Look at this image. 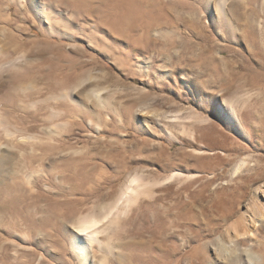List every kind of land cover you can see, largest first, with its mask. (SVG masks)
Returning a JSON list of instances; mask_svg holds the SVG:
<instances>
[{
	"label": "rangeland",
	"instance_id": "1",
	"mask_svg": "<svg viewBox=\"0 0 264 264\" xmlns=\"http://www.w3.org/2000/svg\"><path fill=\"white\" fill-rule=\"evenodd\" d=\"M124 1L0 0V264H214L264 204V0Z\"/></svg>",
	"mask_w": 264,
	"mask_h": 264
},
{
	"label": "bare ground",
	"instance_id": "2",
	"mask_svg": "<svg viewBox=\"0 0 264 264\" xmlns=\"http://www.w3.org/2000/svg\"><path fill=\"white\" fill-rule=\"evenodd\" d=\"M74 1H75L74 12L77 13L80 10L86 9V7L90 8L91 2H93L94 0H74ZM98 2L103 3V0H98ZM124 2H125L124 5H123V3H120V4H122L121 6H123L122 9H124V7H126V10L124 9L125 12H122L123 13L122 14L121 11H118L121 13V14L119 13L120 18L118 17L119 20L116 19L117 20V21L115 20L116 23L114 22L112 24L116 28H122L123 30L124 29L125 30H133L135 27L134 25H135L137 18L144 20V21L143 20L142 21L144 22L143 26L146 28L145 29L146 32H147V20L149 22L148 30L153 29V27L159 28L160 26L163 25L162 22H160V19H158L159 20L158 22H157V19H155L151 16H150V18L147 19V14L153 13L150 11V10H152L150 0H126ZM118 5H117V7H118ZM119 7H120V5H119ZM96 8L99 10V7H96ZM96 8H93V15L96 14L97 16L102 18L101 14L96 13L98 11ZM112 8L114 9V7H112ZM113 9H111V10H113ZM115 12L116 11H113L114 15L117 14V12H116V14H115ZM145 45L146 44L144 42V46ZM142 46H140L139 48L144 47V46L143 47ZM259 46H260V44L258 45V47ZM1 60H2V58L0 56V61ZM100 91H101V89H100ZM100 91L94 90V96L99 100L101 99ZM156 115H158V114H156ZM226 115L228 116L227 113H226ZM229 119H230V116H228V120ZM231 119H232V117H231ZM243 165H244V167L245 166L247 167L249 164L245 163V161H243L236 168V170L241 169ZM143 185H145V184H143ZM143 185H140V186H143ZM211 197H212V195H211ZM221 201H218V200L212 201L211 200L210 201L211 203L206 204L205 207H203V209L208 210V208L213 209L214 207H216L217 210L222 211V214L216 220L217 221L220 220L219 222L223 223L225 225L228 224V222L231 219H233L235 217L237 219L236 220L233 219L235 221H233V222L231 221V223L229 222L230 224L227 226V228H225L226 229L225 235L219 237L218 243L215 246V250H214L215 256H216L214 264H240V263L253 264V263L257 262L258 260H260L262 258L257 250L260 247V240L258 239V234H261L262 237L264 238V204L258 202V200H255L254 203L251 204L249 206V208L246 209V211L239 212L237 209H234L231 206H225L224 201L223 202H221ZM218 202H221L223 204L218 203ZM127 205L129 206V203ZM247 214H250V215L248 216ZM240 215H241V219H240ZM259 218H261V219L263 218V221L260 224H258L259 226H257L256 223L258 222ZM249 219H250V221H248ZM95 222L96 221H88V222H84L83 224L77 226V229L75 230L76 231L75 236L77 238H79V235L83 236V234H84L87 237V239L92 238L93 234L88 236V234H89L88 230L91 229L96 224ZM210 226H213V229H211V231H212L211 233H213L216 229L214 228V225H210ZM77 238L74 239V248L76 251H78L79 253L82 254L85 251V246L80 241H78ZM263 245H264V243H263Z\"/></svg>",
	"mask_w": 264,
	"mask_h": 264
}]
</instances>
